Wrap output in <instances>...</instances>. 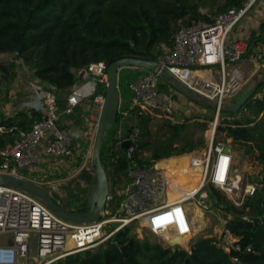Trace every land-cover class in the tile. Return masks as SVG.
<instances>
[{
	"label": "trees",
	"instance_id": "trees-1",
	"mask_svg": "<svg viewBox=\"0 0 264 264\" xmlns=\"http://www.w3.org/2000/svg\"><path fill=\"white\" fill-rule=\"evenodd\" d=\"M242 0H224L211 14L237 8ZM195 0H0V56L13 55L0 62V107L11 102L10 92L18 73L24 68L42 87L57 97L64 111L66 97L78 82L74 72L103 62L106 69L122 58L156 61L169 48L173 33L182 26L207 21ZM22 46L18 54L17 49ZM264 44V22L250 33L244 58L248 59ZM166 48V51H164ZM138 72L124 68L118 72V91L121 104L101 147V164L109 183L108 208H118L122 196L114 191L117 180L127 177L133 165L150 167L156 162L183 157L205 145L207 123L198 117L183 119L178 124L163 120L156 127L153 118L129 106L132 94L128 84ZM159 91L166 90L169 81L160 78ZM264 82L236 114L222 112L224 118L217 127L225 139L246 145V155H254L262 168V191L247 199L240 209L235 208L215 188L208 186V195L218 211L240 216L250 221L232 219L230 230L240 237L243 249L250 253L239 255L240 264H264ZM97 85L94 95L104 93ZM130 92V93H129ZM262 94V95H260ZM260 95V96H258ZM94 96L89 97L91 101ZM206 107V106H204ZM208 108V107H206ZM212 109V108H209ZM126 114V115H124ZM36 117L16 113L0 117V126L14 129L0 135V152L13 145L19 131H28ZM125 128L138 130L132 162L120 147ZM123 126V127H124ZM127 135V134H125ZM195 136H197L196 139ZM216 143V141H214ZM90 143L80 140L83 154ZM149 153L146 159L142 153ZM2 158L0 157V165ZM22 177H25L21 175ZM76 197V194L74 195ZM73 214L87 213V199ZM209 235V234H208ZM53 264H233L229 255L216 246L214 237L199 236L190 251L162 245L155 237L139 239L135 227L127 226L92 251L67 256Z\"/></svg>",
	"mask_w": 264,
	"mask_h": 264
},
{
	"label": "built area",
	"instance_id": "built-area-1",
	"mask_svg": "<svg viewBox=\"0 0 264 264\" xmlns=\"http://www.w3.org/2000/svg\"><path fill=\"white\" fill-rule=\"evenodd\" d=\"M259 2L242 0L237 8L207 15V21L176 30L168 50L156 60L173 78L172 83L166 84L165 91H159L160 76L144 69H138L137 76L128 84L132 94L131 109L138 108L141 113L162 117L174 124L183 120L181 109L189 111L184 101H191L179 94L173 83L183 85L196 96L216 104L212 108L214 117L207 137V149L185 155L188 156L187 168L196 173L193 187L184 183L185 176L181 173L169 172L167 166L161 167L160 163L167 160L150 167L133 165L127 170L128 182L116 211L112 213L108 208L112 201V197L108 196L100 218L86 224L63 220L38 198L26 192L0 187V236L10 237L6 244L0 245V264H53L67 256L95 250L127 226L158 236L162 245L178 246L188 251L182 246L190 244L198 223L193 211H200L204 217L205 212L211 209L209 185L238 209L262 189V166L255 160L256 152L246 158L252 165V171L255 165L258 166V171L248 178L246 168L234 159L231 147L224 142H214L217 127L224 120L221 114L223 106L239 97L248 81L241 70L248 40L233 31L256 10ZM74 74L78 81L89 80L92 85L88 98L94 96L91 103L93 120L97 124L105 91L97 95L94 93L98 84L106 88V65L99 62ZM31 87L44 118L35 120L30 130L19 131L13 145L0 152V173L16 175V171L30 169L42 158L69 159L79 156L80 140L83 136L85 140L87 138L85 133L75 134L56 126L61 113H73L78 105L75 96H68L67 107L61 112L51 91L42 90L37 84H31ZM120 104L119 99L117 112ZM13 130L0 126V135ZM137 135L138 130L134 128L129 139ZM225 147L231 151L224 152ZM251 165L247 166L249 170ZM174 191L177 196L168 202L169 193ZM219 212V232L214 237L216 246L229 255L231 263L240 264L239 255L250 253L251 249L241 247L240 237L228 225L235 218L245 222H249L250 218L246 214L238 216ZM111 225L115 226L110 228ZM172 237H178L181 242L174 241ZM183 241L186 243L183 244Z\"/></svg>",
	"mask_w": 264,
	"mask_h": 264
},
{
	"label": "rangeland",
	"instance_id": "rangeland-1",
	"mask_svg": "<svg viewBox=\"0 0 264 264\" xmlns=\"http://www.w3.org/2000/svg\"><path fill=\"white\" fill-rule=\"evenodd\" d=\"M195 1L199 10L202 13L208 15H210L213 11H215L224 2V0H195ZM261 5H263L264 7V0H261ZM260 20L264 21V16L260 17L259 21ZM246 23L247 20L244 21V26L247 25ZM233 32H235V30ZM248 32H249V28L247 30V33ZM164 51H166V48H164ZM12 58L13 55L4 54L0 56V62H7ZM242 64L243 65L247 64L245 74L248 77V81L247 84L245 85L243 93L240 94L239 97H237L236 99L229 101L228 102L229 104L236 103L248 89L254 86L255 84L253 80L254 77L257 76L258 79H260L264 75V45L257 47L256 55L251 56L248 59L244 58ZM132 71L138 72V69L132 68ZM24 73H27L25 69H24ZM26 75H28V73L25 74V76ZM263 94H264V90H263ZM184 102L185 105L189 107V112L186 115L181 116L182 119H190L191 120L190 123H192L193 121H196V120H192L193 117H198L200 119L199 120L200 122L207 123V129L204 133L205 145L202 149L195 150V152H203L204 150L207 149V145H208L207 137L210 131V124L213 122V117H214L213 109H209L192 102L190 103L188 101H184ZM152 118H153L152 121L153 127H156L164 120V118L162 117H152ZM94 125H95L94 128H96V123H94ZM123 126L124 123H122L121 135L125 134L124 128L126 127V125L124 127ZM222 126L224 127L225 124L222 123ZM126 130H128V128ZM93 137H94V133L92 138L90 139V143L88 145L87 150L83 154H79V156H74L73 158H69V159L42 158L35 166L31 167L30 169L16 171V176L22 177L21 175H23L25 176L23 178L36 183L43 189H46L51 194V196L59 203L67 202L71 206H75V205L77 207L80 206L82 204V201L84 199H87L90 180L87 179L86 181L84 179V176L81 179H79V175L81 174V172L92 173L90 167V158H91ZM196 138L197 136H195L194 139ZM214 140L217 143L224 142V144L226 143L230 145L232 152H235L236 154L239 155L238 158L240 165L246 168V170L245 168H243V170L246 171V175H248V178H250L249 176L250 174L256 173L258 171V169L256 168L258 166L256 165L255 166L253 165L254 167L252 171V165L248 163L247 159L244 157L245 155H243V151H245L247 148L246 145L234 144L230 139L226 140L224 134L217 133V130ZM240 154H242V156ZM148 157H149V153L144 152L141 154L142 159H146ZM180 161L181 162H179L178 165L181 166L182 169H185L184 168L185 161L184 160H180ZM250 165H251V170L247 168V166ZM247 170L250 173L247 172ZM127 182H128L127 177H123L117 180L114 186V191L116 192L117 195L122 196ZM75 194L76 197L74 196ZM70 205L66 207L68 210L71 207ZM62 209L64 211L67 210L65 208ZM219 217H220V212L217 209H215L213 203H211V209L205 212L204 217L202 216L200 217V219H202L201 222H204V225H201L202 228H199V224L196 223L192 239L190 240V244L186 247L185 245L182 247H184L189 251L191 249L192 243L195 240V238L199 236L216 237L219 232ZM114 226L115 225H111L110 228ZM139 231L140 229L138 231H135L139 239L142 240L144 239L145 236H150V237L152 236L155 237L159 242H161V239L158 236H155L146 230L141 229V231L140 232ZM9 239L10 237L8 236H0V245L6 244Z\"/></svg>",
	"mask_w": 264,
	"mask_h": 264
},
{
	"label": "water",
	"instance_id": "water-1",
	"mask_svg": "<svg viewBox=\"0 0 264 264\" xmlns=\"http://www.w3.org/2000/svg\"><path fill=\"white\" fill-rule=\"evenodd\" d=\"M22 43L16 51L19 53ZM124 68L144 69L153 73H157L160 78L173 82V78L166 70H163L157 61L143 60L138 58H122L114 61L107 68V85L105 88V97L102 109L99 114V118L96 124L93 144L91 150L90 167L92 173L81 172L79 179L84 176V179L90 180L89 191L87 194V207L88 211L85 214H73L64 211L59 203L51 196L46 190L37 185L36 183L29 181L23 177H19L12 174L0 173V187L11 188L26 192L45 204V206L56 216L75 224H86L98 220L105 208L106 199L109 196V183L106 172L101 164L100 153L101 147L104 142L107 131L111 128L115 115L118 110L120 94L118 91V72ZM254 86L248 89L241 98L234 104H228L223 106V111L226 113L235 114L240 111L243 105L252 97L256 89L260 84L264 82V75L258 79L254 77ZM174 89L191 102L206 106L208 108H215L216 104L202 99L183 85L173 83ZM49 91V89H44ZM182 113L185 109L180 110ZM131 130L127 131L125 139L120 144V147L124 150L128 160L132 162L133 152L135 149V141L137 137H132ZM231 150L229 147L224 148V152L229 153ZM263 189H261L262 191Z\"/></svg>",
	"mask_w": 264,
	"mask_h": 264
},
{
	"label": "crops",
	"instance_id": "crops-1",
	"mask_svg": "<svg viewBox=\"0 0 264 264\" xmlns=\"http://www.w3.org/2000/svg\"><path fill=\"white\" fill-rule=\"evenodd\" d=\"M206 15H208V14H206ZM262 16H264V7H263V5H261V0H260L258 7H256V10L252 11L251 14L245 18V20H247V23H246L247 25L244 26L245 20L242 21L240 23V25L238 27H236V30H235L236 33L245 41L248 40V43H249V38H250L249 33L256 30L259 27L261 22H264L261 20L259 21V18ZM248 28H249V32L247 33ZM254 55H256V52ZM246 67H247V64L243 65L241 63V70H242L243 74L245 75V78L248 79L247 75L245 74ZM27 73H24V69L18 73L17 78L15 79L14 83L12 84V89L10 92L11 102L9 104L5 105L4 107H0V117L1 118H10L13 115H15L16 113H26L29 117L38 118L35 120H39L41 118H44V114L39 108V102L37 101V99L34 96L35 94H34V91L32 90L31 84L39 85L42 90L47 89V88L42 87L36 79H33L31 77V75L29 73H28V75L30 77L28 75L25 76V74H27ZM91 88H92V85H91L89 80L78 81L75 84V86L70 90V93L68 96H71V95L75 96L78 100V105L75 107L73 113L70 115H66L64 113H61V116L59 117V120L56 123L57 127L61 128V129H68L70 132H73L75 134L85 133L88 139L91 138V136L95 130V128H94L95 122L93 120L94 119L93 118V115H94L93 110L94 109H93L91 101L88 98V94H89V91H91ZM49 91H51L53 93V91L51 89H49ZM68 96L66 97L65 109H66L67 103H68V101H67ZM127 103H129V106L131 107L132 98ZM61 112H62V110H61ZM188 112L189 111L187 110L186 112L184 111L183 113H184V115H186ZM127 128H124L125 134H127V131L129 130V128H128V130H126ZM121 131H122V128L120 129L119 134H121ZM125 134L122 136L125 137L126 136ZM7 148H9V147H7ZM244 152L245 151H243V155H245L244 157L247 158L248 155H246ZM233 153H234V159L239 161V158H238L239 155L236 154L235 152H233ZM240 155L242 156V154H240ZM169 163H171L172 165L174 164L173 161H170ZM193 213L195 214V217L198 220L199 228H202L201 225H204V222H201V220H202V219H200L201 216L199 215V219H198L197 218L198 212L193 211ZM194 230H195V228H194Z\"/></svg>",
	"mask_w": 264,
	"mask_h": 264
},
{
	"label": "bare ground",
	"instance_id": "bare-ground-1",
	"mask_svg": "<svg viewBox=\"0 0 264 264\" xmlns=\"http://www.w3.org/2000/svg\"><path fill=\"white\" fill-rule=\"evenodd\" d=\"M180 160H184L185 161V165L184 168L182 169L181 166H179V162H181ZM187 160H188V156H183V157H179V158H173V159H168L167 161H162L160 163L161 167L163 166H167L169 169V172H174V173H181L183 176H185L184 178V183L188 184V187H193V185L196 183V179L197 177H194V175L196 174L195 172H192L191 170H189L187 168ZM170 161H173V165L171 163H169ZM190 177H194V178H190ZM177 196V192H172L169 193V197H168V202H171L175 199V197ZM198 215L202 216V214L200 213V211H198ZM174 239V241L177 242H181V240L178 239V237H172ZM189 237L186 238V240H188ZM183 243H186L185 241H183Z\"/></svg>",
	"mask_w": 264,
	"mask_h": 264
},
{
	"label": "flooded vegetation",
	"instance_id": "flooded-vegetation-1",
	"mask_svg": "<svg viewBox=\"0 0 264 264\" xmlns=\"http://www.w3.org/2000/svg\"><path fill=\"white\" fill-rule=\"evenodd\" d=\"M60 204L62 205V208H65V209H67L66 207H68V206L70 205V204H68L67 202H61ZM70 206H71V205H70ZM66 211H67V212H70V211H71V212H75V211H76V208L74 209V208H71V207H70L69 210L67 209Z\"/></svg>",
	"mask_w": 264,
	"mask_h": 264
}]
</instances>
